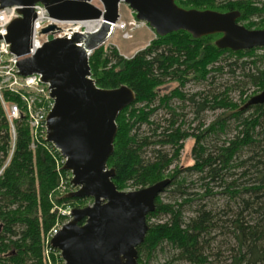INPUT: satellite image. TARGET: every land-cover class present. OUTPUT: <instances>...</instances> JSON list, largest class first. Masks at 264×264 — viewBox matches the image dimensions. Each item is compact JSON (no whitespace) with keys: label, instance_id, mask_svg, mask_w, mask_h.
I'll use <instances>...</instances> for the list:
<instances>
[{"label":"trees","instance_id":"16d2710c","mask_svg":"<svg viewBox=\"0 0 264 264\" xmlns=\"http://www.w3.org/2000/svg\"><path fill=\"white\" fill-rule=\"evenodd\" d=\"M174 1L198 10H205L200 8L205 3L216 4L218 9L212 10L238 11L236 22L245 28L264 29L251 20L263 17L264 5L192 0L193 6H185ZM217 37L194 39L176 31L157 37L129 58L104 45L88 56L98 88L125 85L135 94L134 102L115 120L117 133L107 159V166L114 169L112 182L118 190H137L168 179L162 192L170 189L172 196L182 198L164 202L162 192L156 197L154 210L146 215L148 230L136 247L140 264H148L159 253L166 256L159 264L224 263L219 246L216 252L212 246L223 229L230 240L220 243L230 246L228 264H264V103L244 107L264 89V69L257 66L263 57L256 53L264 47L218 49ZM173 81L178 85L162 93V86ZM190 81L203 88L184 91ZM248 84L256 91L246 95ZM235 92L237 100L232 97ZM2 97L7 103L17 102L7 91ZM208 113L213 114L211 119ZM0 116V151L6 156L10 135L1 107ZM15 131L11 159L0 175V264H47L45 249H50L52 262L59 251L46 245V236L56 223L68 219L59 209L67 203L72 209L84 207L91 199L66 198V193L58 192L62 178L69 186L70 174L62 169L59 153L52 154L49 142L41 139L30 146L31 132L22 111ZM187 138L194 140L193 162L178 168L175 162ZM192 174L197 175L200 194L188 192L194 186L187 180ZM218 195L226 198L222 205L207 206L212 203L207 198ZM193 202L199 204L192 216L185 217L184 206Z\"/></svg>","mask_w":264,"mask_h":264},{"label":"water","instance_id":"95a60500","mask_svg":"<svg viewBox=\"0 0 264 264\" xmlns=\"http://www.w3.org/2000/svg\"><path fill=\"white\" fill-rule=\"evenodd\" d=\"M37 3L53 18L102 21L94 32L51 39L16 64L19 75L36 73L48 84L53 106L46 115V141L65 158L62 169L70 173L75 188L64 197L93 200L71 209L70 219L50 239V245L60 252L64 264H140L136 247L148 230L146 215L154 210L155 199L169 180L128 191L118 190L112 182L114 169L107 166V159L117 133L115 120L134 102L135 94L125 85L98 88L91 78L88 56L111 36L121 3L158 37L176 31H185L194 39L217 34L214 44L218 49L264 47V29L238 24V11L186 9L174 0H0V8L20 6V16L8 24L4 36L17 58L27 52L34 17L31 7ZM257 103H264V89L244 107Z\"/></svg>","mask_w":264,"mask_h":264},{"label":"built area","instance_id":"2783aa9c","mask_svg":"<svg viewBox=\"0 0 264 264\" xmlns=\"http://www.w3.org/2000/svg\"><path fill=\"white\" fill-rule=\"evenodd\" d=\"M20 6H9L0 8V107L3 115L8 123V130L10 137H12L11 144L14 148L15 141V121L20 117L21 111L25 114V120L31 132V147H34L41 139L46 141V115L53 106V99L50 97V90L48 84L42 83L39 74H31L28 76H21L16 67L18 58L14 56L9 50V44L5 42L4 36L8 24L15 18L19 17L18 9ZM34 17L30 24V35L27 47L28 58L32 57L38 49H40L46 42L54 38L69 37L71 34L78 32H86L84 23L81 22H97L99 20H63L50 17L45 8L37 3L32 7ZM102 21L98 24L97 28L91 32L96 31ZM133 23L123 22L119 19L113 23V31L123 30L126 31L127 27ZM48 26L52 28L47 32L42 30ZM124 38H130L131 35L127 32L123 35ZM7 91L9 94L17 97V102L7 103L3 97L2 92ZM47 142V141H46ZM50 143V142H49ZM51 144V143H50ZM53 152L58 150L51 144ZM13 152V150H12ZM59 153V152H58ZM60 155V154H59ZM61 156V155H60ZM59 163H64L65 158L61 156ZM69 177H71L69 175ZM70 183V181H69ZM57 190L60 194L68 193L75 188L71 185L68 186L66 179H61ZM66 210L59 209L62 215H66L68 219L64 222L56 223L48 232L46 236V245L50 248V239L61 229V227L70 219V211L72 208L66 206ZM50 249H45L47 264H64L60 252L54 253V262L49 257Z\"/></svg>","mask_w":264,"mask_h":264},{"label":"rangeland","instance_id":"374dc122","mask_svg":"<svg viewBox=\"0 0 264 264\" xmlns=\"http://www.w3.org/2000/svg\"><path fill=\"white\" fill-rule=\"evenodd\" d=\"M243 1H250L253 6H257V7H262L264 5V0H243ZM93 3L97 4L96 1H94ZM181 3L184 4L185 6H193V2L192 0H181ZM193 4V5H192ZM200 8H206V9H218L216 4H212V3H205L200 5ZM263 17L261 18H254L252 17L251 20L254 21H258L261 27H264V13H262ZM119 15H120V20L123 22H131L133 24L129 25L127 27L126 31L123 30H116L112 33V35L102 44L104 45V47L108 48L109 46H114L117 51L119 52V54L123 55L126 58L132 57L137 51L145 48L146 46H148V44L153 41L154 39H156L158 36L154 34L153 30L151 28H149L147 26L146 23L139 21L137 19H135V13L124 3H121L119 5ZM246 21V20H245ZM127 32L131 35L130 38H124L123 35L124 33ZM261 48V47H258ZM257 55H262V60L261 62H259L257 64L258 69H264V49H258L257 50ZM26 57H23V59H25ZM19 60V59H18ZM249 68V67H248ZM250 71L254 72L253 68H249ZM239 74V73H238ZM178 84L176 82H168L166 83L164 86H162L161 90L162 93H166L168 91H170L171 89L175 88ZM185 90L187 91H195V90H201L203 88V85H201L200 83H195L193 82H186V84H184L183 87ZM252 91H256V87L253 85H249L247 87V90L245 91L246 95H249ZM238 93L235 92L232 97L234 100H237L239 95H237ZM213 116V114L208 113L207 117L208 119H211V117ZM1 118V116H0ZM196 123V122H194ZM9 131V130H8ZM10 135V133H9ZM12 137H9V146L7 147L6 150V156H1L2 152L0 151V157H3L2 159V163L0 165V175L3 171V169L6 167V165L9 163L11 156H12V144H11ZM194 144V140L192 138H187L183 141V148L180 151V155H179V160L175 162V164L177 165L178 168H183V167H187L189 165L192 164L193 160H192V156H191V148ZM5 155V154H4ZM173 166V165H172ZM171 166V167H172ZM170 167V168H171ZM70 174V173H69ZM197 178L196 174H192L191 178H188L187 180H191L194 181V186H191V188L188 190V192H193L196 193L198 192V194H200V189L197 183H195V180ZM131 190V188H127L126 190L123 191H128ZM170 189H167V191L162 192L160 194V197L162 199V201L166 202H173V201H179L182 198L180 197H176V196H172L169 193ZM198 197V196H197ZM194 198V197H193ZM91 200L89 201H85L84 206L86 205H90L93 200L92 198H90ZM206 199V198H205ZM226 198L218 195V196H214V198H207L208 201L212 200V203L208 204L207 206H210L212 208H217L220 207L223 203V201H225ZM199 204V202H193L191 205H185L184 208H186L183 211V214L185 217H189L193 215V211L196 208V205ZM68 205H70V203H67V207ZM72 206V205H71ZM63 210H66L67 208H62ZM155 219H151V222L154 221ZM220 224H223L222 221H219ZM222 232H226L225 229L222 230ZM220 230L221 234H218L214 241L212 246L215 248L213 251L216 252V247L219 246V252H220V256L221 258L224 260V263H222V260L220 262V264H228L229 260V252L227 251V249H229L230 246L225 245V246H221L220 243H222L223 241H230L229 240V236H227V234L223 235ZM165 255L162 253H159L153 260H151L148 264H159L161 263L163 260H165ZM179 264H187V263H179Z\"/></svg>","mask_w":264,"mask_h":264},{"label":"bare ground","instance_id":"6f19581e","mask_svg":"<svg viewBox=\"0 0 264 264\" xmlns=\"http://www.w3.org/2000/svg\"><path fill=\"white\" fill-rule=\"evenodd\" d=\"M81 23H84V28H85L86 32H91V31H93L94 29L97 28L98 24L100 23V20L97 21V22H81ZM23 57H26L25 59L28 58L27 55H23V56L18 57V59H23Z\"/></svg>","mask_w":264,"mask_h":264},{"label":"flooded vegetation","instance_id":"af4514ba","mask_svg":"<svg viewBox=\"0 0 264 264\" xmlns=\"http://www.w3.org/2000/svg\"><path fill=\"white\" fill-rule=\"evenodd\" d=\"M184 91H186V90L184 89Z\"/></svg>","mask_w":264,"mask_h":264}]
</instances>
